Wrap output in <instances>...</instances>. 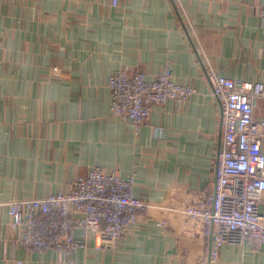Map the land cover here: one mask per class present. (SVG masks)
Here are the masks:
<instances>
[{"label": "crops", "instance_id": "1", "mask_svg": "<svg viewBox=\"0 0 264 264\" xmlns=\"http://www.w3.org/2000/svg\"><path fill=\"white\" fill-rule=\"evenodd\" d=\"M259 1L0 0V264H70L25 249L5 202L69 192L93 167L134 174L143 199L173 181L211 192L224 124L208 74L264 82ZM166 64L188 99L155 106L140 130L111 114V73L154 78ZM92 243L77 264H180L175 235L144 216L115 248ZM209 251L211 264H264V245Z\"/></svg>", "mask_w": 264, "mask_h": 264}, {"label": "built area", "instance_id": "2", "mask_svg": "<svg viewBox=\"0 0 264 264\" xmlns=\"http://www.w3.org/2000/svg\"><path fill=\"white\" fill-rule=\"evenodd\" d=\"M108 1V0H106ZM118 6L121 0H109ZM256 8L264 21V0ZM213 96L220 103L224 124L216 181L193 189L171 182L160 199L134 194L135 175L93 167L69 192L23 197L5 202L11 225L21 230V245L32 252L52 250L59 262L77 264L73 256L95 242L113 249L119 238L142 216L175 235L180 264H211L210 241L264 245V118L255 115L264 99V82L208 74ZM111 114L140 130L153 109L169 100L182 102L195 91L178 83L169 64L154 78L142 70H115L107 81Z\"/></svg>", "mask_w": 264, "mask_h": 264}]
</instances>
